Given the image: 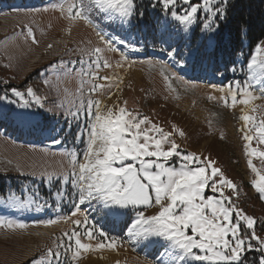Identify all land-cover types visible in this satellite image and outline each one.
Instances as JSON below:
<instances>
[{
    "label": "rangeland",
    "instance_id": "obj_1",
    "mask_svg": "<svg viewBox=\"0 0 264 264\" xmlns=\"http://www.w3.org/2000/svg\"><path fill=\"white\" fill-rule=\"evenodd\" d=\"M14 1L0 11V55L8 67L0 80V160L13 166L11 170L0 165L1 171L13 173L10 190L0 195V221L4 222L0 224V264H32L34 259L46 258L47 249L56 250L60 243L67 246L64 233L73 231H79L81 242L92 248L75 257L73 237L72 247L61 250L60 264H153L157 248L144 240L134 243L127 236L134 210L126 216L105 217L95 211L97 205L93 202L91 206H80L81 211L71 215L75 210V189L57 177L72 171L70 153L80 155L79 162H83L84 143L77 138V132L84 130L87 117L81 110L79 119L74 120L69 109L75 111L80 100L87 99L100 101L102 108H112L114 112L126 107L134 114L147 116L165 133H172L179 151L214 161L238 188L237 195L225 187L224 195L232 197L239 209L255 218L256 235L264 239V199L251 183L258 177L247 163L250 157L240 131L245 126L240 119L245 109L251 116H264V96L260 85H255L254 95L261 98L251 105L231 103L229 85L248 79L247 64L242 66L241 57L238 65L226 67L220 58L211 55L218 31L203 30V13H199L198 23L184 32L183 26L160 6H151L154 0H137L144 12L142 19L124 25L119 20L97 19L94 24L102 31L99 32L83 20H70L60 10L59 5L67 9L72 0ZM28 28L36 42L28 35ZM98 33L106 40L111 38L116 50H110ZM121 40L126 43L121 44ZM95 48L102 49L98 58L93 54ZM173 50L176 54L170 55ZM97 59L102 65L98 70ZM104 61L110 66L104 67ZM233 67L237 71H231ZM90 72L97 78L90 77ZM93 83L107 87L90 93ZM28 86L41 97L43 107L26 97L32 106L25 108L11 92L12 88L26 91ZM252 147L264 151V144L255 139ZM172 159L179 164L177 158ZM251 159L264 174L261 158L257 155ZM205 194L213 195L210 189ZM215 195L220 198L219 193ZM16 197L27 206L14 203ZM158 210L154 206L144 211L151 216ZM85 214L90 224L116 238L114 248L99 249L97 244L112 241L101 240L98 234L92 239L84 235ZM49 220L58 222L48 224ZM75 220H80L81 226H76ZM248 251L251 250L243 257Z\"/></svg>",
    "mask_w": 264,
    "mask_h": 264
},
{
    "label": "snow or ice",
    "instance_id": "obj_2",
    "mask_svg": "<svg viewBox=\"0 0 264 264\" xmlns=\"http://www.w3.org/2000/svg\"><path fill=\"white\" fill-rule=\"evenodd\" d=\"M229 4L230 0H199L198 3L193 0H154L151 6H160L161 11L183 26L184 32L196 25L200 19L199 13H203V30L216 33L219 22L227 19ZM59 8L66 12L70 20H83L88 24H94L97 19L110 22L119 20L121 25L132 24L133 20L144 16L137 0H72L67 9L63 5H59ZM27 31L36 42L32 29L28 28ZM98 35L110 50H116L111 38L106 40L100 33ZM120 43L126 41L121 40ZM254 51L255 55L247 63L248 79L229 85L233 105H251L261 98L254 95L255 85H260L261 96H264V40L258 42ZM101 52L100 48L93 50L97 58ZM169 54L176 53L173 50ZM101 66L97 59L95 68L98 70ZM103 66L110 65L104 61ZM230 70L237 71L235 67ZM88 75L97 78L92 72ZM99 79L107 81L110 78ZM104 87L107 85L93 83L89 92L95 93ZM11 92L23 101L25 108L32 106L26 97L43 107L41 97L30 86L26 91L12 88ZM3 98L8 99L7 96ZM9 103L16 101L9 100ZM225 103L228 101L225 100ZM81 110L87 117L84 130L77 132V138L84 143L83 162H79L80 155L70 153L72 171L57 177L75 189V210L71 215H77L81 211L80 206H91L93 202L97 205L95 211L105 217L126 216L129 210H134L135 218L126 229L127 236L134 243L144 240L157 248L153 264H244L243 254L247 250L257 249L261 253L259 264H264V239L256 235V220L239 209L232 197L224 195L225 187L237 195L238 188L215 166L214 161L201 159L196 153L179 151V145L171 138L172 133H165L149 117L134 114L126 107H119L118 112H114L112 108H102L100 101L87 99L80 100L75 111L69 109V115L78 120ZM240 119L245 122L240 131L246 141V154L250 157L247 163L258 177L251 183L260 198L264 199V174L251 159L258 155L264 165V151L252 147L254 139L258 144H264V116H251L245 109ZM180 135L184 133L181 131ZM165 145L168 147L165 148ZM173 157L179 160L178 165ZM48 178L52 179L51 176ZM209 189L213 195L205 194ZM217 193L220 198L215 195ZM13 202L27 206L19 197ZM154 206H158V212L146 216L144 210ZM57 222L47 221L48 224ZM73 223L78 227L82 224L80 220ZM83 226L84 235L89 239L98 234L101 240L112 241L107 245L99 243L97 248L116 246V238L108 237L107 233L97 229L96 224H90L86 214ZM19 227L25 225L20 224ZM80 235L79 231L64 233L69 242L67 246L60 243L56 250L47 249L46 258L34 259L32 264H60L61 250L72 247L73 237L76 245L73 255L80 256L82 251L92 248L91 244L81 242ZM153 237L156 239H150Z\"/></svg>",
    "mask_w": 264,
    "mask_h": 264
},
{
    "label": "trees",
    "instance_id": "obj_3",
    "mask_svg": "<svg viewBox=\"0 0 264 264\" xmlns=\"http://www.w3.org/2000/svg\"><path fill=\"white\" fill-rule=\"evenodd\" d=\"M12 2L15 3L14 0H0V11L8 9ZM260 40H264V0H230L227 19L219 22L216 43L210 53L216 59L220 58L226 67L238 65L237 59L242 57L244 67ZM7 69L6 60L0 55V80ZM2 96L0 94V102ZM1 164L11 170L13 168L5 159L0 160ZM9 171L0 170L2 196L10 190L13 183V173ZM256 227L259 230L262 228L258 225ZM260 257L259 251H248L243 257L244 264H259Z\"/></svg>",
    "mask_w": 264,
    "mask_h": 264
},
{
    "label": "bare ground",
    "instance_id": "obj_4",
    "mask_svg": "<svg viewBox=\"0 0 264 264\" xmlns=\"http://www.w3.org/2000/svg\"><path fill=\"white\" fill-rule=\"evenodd\" d=\"M94 28H96L99 32L101 31L99 27H97L95 24H91ZM102 32V31H101Z\"/></svg>",
    "mask_w": 264,
    "mask_h": 264
}]
</instances>
